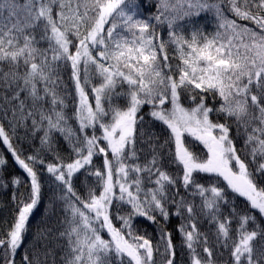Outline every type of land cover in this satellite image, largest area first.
I'll use <instances>...</instances> for the list:
<instances>
[{
    "label": "snow or ice",
    "instance_id": "snow-or-ice-1",
    "mask_svg": "<svg viewBox=\"0 0 264 264\" xmlns=\"http://www.w3.org/2000/svg\"><path fill=\"white\" fill-rule=\"evenodd\" d=\"M3 12L0 65L8 70L0 67V143L27 180H5L8 160L0 153V187L11 184L15 205L0 238V264H16L41 203L40 169L59 182L45 216L62 204L61 264H156L154 253L176 264L166 228L173 216L189 264H216L202 220L215 227L213 246L228 251L229 264H264V227L252 214L264 219V0H0ZM208 14L217 24L206 34L191 22ZM164 26L167 39L157 31ZM62 67L71 69V117ZM146 106L167 132L162 140L145 127ZM18 129L25 135L17 137ZM40 132L30 155L13 145V137L31 144ZM54 133L69 145L71 162ZM48 154L56 163H46ZM94 158L102 159L99 167ZM81 172L83 197L72 183ZM237 198L248 206L243 212ZM139 218L159 225L155 245L138 234ZM37 228V240L51 233ZM22 264L41 262L25 251Z\"/></svg>",
    "mask_w": 264,
    "mask_h": 264
},
{
    "label": "trees",
    "instance_id": "trees-1",
    "mask_svg": "<svg viewBox=\"0 0 264 264\" xmlns=\"http://www.w3.org/2000/svg\"><path fill=\"white\" fill-rule=\"evenodd\" d=\"M19 3L23 4L24 0H18ZM148 11H155L154 8L152 9H146L145 13L147 14ZM0 15H3L4 17L8 16L7 12L0 13ZM229 18H235L231 15H229ZM237 23L239 24H247L249 27H253V25L248 21H243L238 18ZM187 23V22H186ZM191 23L199 26L206 34L212 33L216 30V24L217 21L213 17L212 14H208L206 16H201L199 19L193 20ZM158 32H160L163 36V38L167 39V27L164 26L163 28H158ZM189 32V27L184 28V33L187 36ZM46 46V45H42ZM5 71L8 70L7 65H0ZM60 75L63 79L64 84L67 85L68 89V96L65 101L67 107L65 108V112L69 117L72 116L74 112V88L72 86V83L69 79L71 75V69L70 67H62ZM185 106H188L185 104ZM217 107L219 104L217 103ZM45 107H48L46 104ZM149 111V108L146 106L143 109V114H145V127L148 128L150 126V129L155 131L157 136L161 138L166 137L167 132L164 128V126L160 125L159 123H152L151 118L146 115V113ZM220 122H224L223 118H221ZM5 128L8 130V125L6 122ZM30 123V122H29ZM70 125L75 129L77 128L76 121L73 119L69 120ZM228 123L232 125L233 132H235L236 124L234 119H229ZM91 134V133H89ZM9 135L11 136L12 133L9 131ZM25 135L23 129H18L17 131V137ZM43 135L42 132L37 134V138L31 141V144L27 140H19L16 137H13V145L18 149L23 151V155H30L32 154L34 148L40 147L39 142V136ZM97 135H99V132H97ZM54 139L56 143V147L59 151V154L64 158L65 163L71 162V150L69 148V145L60 137L59 133H54ZM237 148L243 147V137L239 139L237 142ZM145 145H139L138 148H145ZM202 151H206L202 149ZM0 153H2L4 156L7 157L8 165L6 169L3 172L5 180H10L12 176H19L27 180L26 175L19 169V167L13 163V159L6 151V146H4L2 143H0ZM147 158L150 159V156ZM46 163H56V160L53 158L51 154H48L46 157ZM145 153L140 154V162H145ZM102 163L101 158H94V164L99 167ZM164 170L168 171L169 173H175L176 168L174 165L168 166L167 162L164 164ZM40 182H41V203L38 207V209L35 211V214L32 216V218L29 221L27 234L24 240V245L21 249L18 250L16 255V264H22V257L25 254V251H27L28 256L30 259H37L41 262V264H53V259H55V264H61V256L64 253V248L66 247V240L64 238H59V233L61 231H64L66 228V225L61 223V221L64 219V213L60 211L59 209L62 207V204L60 202H57L53 205V211L48 216H45V208L51 203V198L54 194L59 195L60 190L57 187L58 183L55 181L54 177L46 172L44 169H40ZM84 175L81 173L75 174L72 178V183L77 191L82 197L86 194V188L84 187ZM204 182L203 180L201 181ZM89 184H92V180L89 179ZM20 192H26L27 189L25 186L21 185L19 188ZM183 194V193H182ZM13 187L11 184L8 185L7 188L0 187V223L3 222L2 230L0 231V238H3L5 236L6 231L11 227V224L13 223L14 215H15V205L13 203ZM196 203H199V200H196ZM235 204L237 205L238 209L243 212L244 209H246L248 206L243 198H237L235 200ZM225 215L229 213V209L225 208L223 209ZM253 215H257V219L260 220L261 226L264 227V219L260 218L258 213L253 212ZM42 221H45L44 223H41ZM180 223L179 218L173 216L169 223L166 225V228L169 232H172L173 236V244L177 246V255H176V264H189L187 259V251L186 250H180V245L182 244L181 237L179 233L175 231L177 225ZM135 227L138 231V234L145 235L147 238L151 239L153 242V245L156 244L159 233H158V227L159 225L152 224L151 222H148L147 220L143 218L137 219L135 222ZM160 224H163V221H160ZM41 229L48 228L51 229V233L46 235L45 238L37 240L36 239V233H37V226ZM238 226V221L233 220L232 228L235 229ZM117 227H119V224H117ZM198 227L201 232H204L208 234L209 237V246L213 247V258L216 261V264H229L230 256L228 251H225L224 249H217L213 246V240L214 236L213 233L215 231L214 226H210L207 220H202L200 224H198ZM254 226L249 223L248 229L251 230ZM102 235H104L102 233ZM233 237H235V232H232ZM104 238L107 239V235H104ZM51 252V254L46 255V253ZM202 251V250H201ZM203 254V253H202ZM159 257L163 260L164 258L159 254Z\"/></svg>",
    "mask_w": 264,
    "mask_h": 264
},
{
    "label": "rangeland",
    "instance_id": "rangeland-1",
    "mask_svg": "<svg viewBox=\"0 0 264 264\" xmlns=\"http://www.w3.org/2000/svg\"><path fill=\"white\" fill-rule=\"evenodd\" d=\"M3 222L0 223V231L2 230ZM156 264H163V260L159 257V253H154Z\"/></svg>",
    "mask_w": 264,
    "mask_h": 264
}]
</instances>
